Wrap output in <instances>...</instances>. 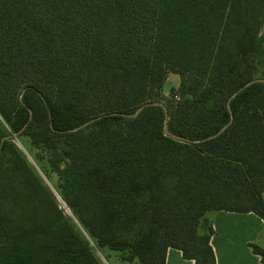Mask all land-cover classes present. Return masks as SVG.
Wrapping results in <instances>:
<instances>
[{
  "label": "trees",
  "instance_id": "1",
  "mask_svg": "<svg viewBox=\"0 0 264 264\" xmlns=\"http://www.w3.org/2000/svg\"><path fill=\"white\" fill-rule=\"evenodd\" d=\"M262 67L264 0H0V264H215L207 213L264 220Z\"/></svg>",
  "mask_w": 264,
  "mask_h": 264
},
{
  "label": "crops",
  "instance_id": "2",
  "mask_svg": "<svg viewBox=\"0 0 264 264\" xmlns=\"http://www.w3.org/2000/svg\"><path fill=\"white\" fill-rule=\"evenodd\" d=\"M206 218L214 231L210 246L215 264H264L251 248V245H256L264 250V244L259 241L264 232V220L254 213L226 211L209 212ZM165 264H194V261L184 259L179 250L169 248Z\"/></svg>",
  "mask_w": 264,
  "mask_h": 264
},
{
  "label": "rangeland",
  "instance_id": "3",
  "mask_svg": "<svg viewBox=\"0 0 264 264\" xmlns=\"http://www.w3.org/2000/svg\"><path fill=\"white\" fill-rule=\"evenodd\" d=\"M264 75V67L260 68L258 71V77ZM257 80H264L263 78ZM179 85V77L175 74H169L167 81L164 83L162 88L163 96L166 99H170L169 92L172 88H176ZM0 127L7 131V127L3 123L0 118ZM15 139V136L13 137ZM14 144L17 147L18 151L23 156L26 164H28L35 172L37 178L41 181V183L47 188L48 192L51 196L56 200L59 207L63 210V212L71 217V214L67 207L62 202L61 198L58 195V188L64 184L61 179V176L58 173L51 170V168L47 164V156L46 151L38 145H32L30 141L26 139L14 140ZM24 146H22V145ZM36 160V162H35ZM210 216V215H209ZM262 244H264V232L259 239ZM96 254L102 264H133L129 262H125L121 259V255L117 252L106 250L100 253L96 251Z\"/></svg>",
  "mask_w": 264,
  "mask_h": 264
},
{
  "label": "water",
  "instance_id": "4",
  "mask_svg": "<svg viewBox=\"0 0 264 264\" xmlns=\"http://www.w3.org/2000/svg\"><path fill=\"white\" fill-rule=\"evenodd\" d=\"M256 81H261V80H256ZM141 108H142V107H141ZM141 108H140L138 111H140V110H141ZM136 114H137V113H136ZM136 114H135V115H136Z\"/></svg>",
  "mask_w": 264,
  "mask_h": 264
},
{
  "label": "built area",
  "instance_id": "5",
  "mask_svg": "<svg viewBox=\"0 0 264 264\" xmlns=\"http://www.w3.org/2000/svg\"><path fill=\"white\" fill-rule=\"evenodd\" d=\"M177 99V98H176Z\"/></svg>",
  "mask_w": 264,
  "mask_h": 264
}]
</instances>
